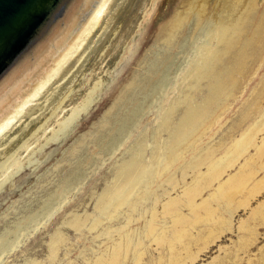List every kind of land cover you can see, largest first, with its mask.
I'll return each instance as SVG.
<instances>
[{"label":"bare ground","instance_id":"obj_1","mask_svg":"<svg viewBox=\"0 0 264 264\" xmlns=\"http://www.w3.org/2000/svg\"><path fill=\"white\" fill-rule=\"evenodd\" d=\"M154 1L56 0L53 5H46L44 16L37 22H42L40 33L38 29L33 36L26 34L6 48L1 57L0 72L16 58H21L7 74L0 77V177L5 173L12 175L17 167L12 168L14 164L19 163L25 152L34 148L33 144L38 139L42 145L50 142L88 107L97 95L100 82L110 75L121 52L137 35ZM56 10L59 13L55 15ZM173 14L157 33L156 40L162 38V41L156 42L153 54L141 61L146 63L143 71L131 75V81L121 88L119 99L104 115L109 117L119 107V127L126 125L122 133L128 132L126 128L132 129L133 121H139L152 101L162 99L160 90L167 84L178 92L177 97L168 100L167 110L157 113L154 128L150 132L140 131L131 145L124 149L113 164L110 180L95 198L93 210L109 211L107 216L111 220L121 206L126 207L124 223L106 230L112 242L109 256L99 258L96 264L107 263L113 255H117L122 239L139 244L141 238L149 234L148 227L159 226V234L170 236L163 238L168 241L170 249L175 241L188 237L192 239L191 229L179 224L184 217L180 212L183 206L193 209L207 205L211 214L216 211L213 204L227 210L232 205L234 194L251 192L263 179L261 175L246 189V184L264 166V110L258 121L223 147V154L217 155L220 146L200 145L198 141L219 120L228 106V98L239 86L237 73L241 72L243 60L236 61L224 71L219 70L218 64L224 61L230 52L228 49L233 48L240 38L245 18L238 19L232 27L221 22L214 31L205 28L199 33L196 31L199 26L193 22L190 26L194 33L189 38V35L177 31L183 18L177 16L178 11ZM196 21L201 23L200 19L196 18ZM182 25L186 26V23ZM38 36L40 38L35 42ZM211 37H215L218 44L213 51L209 43ZM180 43L181 50H172ZM248 44L246 41L245 45ZM259 50L262 51V47ZM237 55L241 57L243 52L239 50ZM180 57L185 59L179 67ZM170 70L176 75L182 71L174 85L170 84ZM203 89L205 91L198 100L197 93ZM176 113L180 114L178 119H175ZM251 146H254L256 155L247 156L235 172L228 173L221 180L222 175ZM76 148L71 147L70 151ZM256 158L260 161L257 168ZM188 177L189 181L186 180ZM213 183L216 184L213 191L197 203L196 197L201 195L203 188L206 185L210 188ZM230 189L237 192H230ZM53 207L48 205L44 208L41 218L52 214L57 208ZM142 210L149 211V217L144 218L147 229L142 234L136 232L138 236L133 239L124 226L131 223L134 213ZM88 214H69V221L65 223L74 229L84 227L87 222L96 226L100 218L91 216L87 219ZM168 217L177 227L170 232ZM64 240L59 230L51 234L49 256H53L57 245ZM17 242L20 241L7 240L0 252L6 247L12 248Z\"/></svg>","mask_w":264,"mask_h":264},{"label":"rangeland","instance_id":"obj_2","mask_svg":"<svg viewBox=\"0 0 264 264\" xmlns=\"http://www.w3.org/2000/svg\"><path fill=\"white\" fill-rule=\"evenodd\" d=\"M175 11H178V17L183 18L177 31L189 35V38L194 33L190 26L193 22L199 26V30L196 29L199 33L205 28L214 31L221 22L232 27L238 19L246 20L240 38L233 48L228 49L230 52L224 61L218 64L219 70L224 71L236 61L243 60L241 72L237 73L239 86L228 98V106L219 120L199 138V144L220 146L217 155L223 154L224 146L235 141L246 127L258 121L264 110V0H155L137 35L121 52L114 69L108 70L110 75L100 82L97 95L88 107L72 120L60 136L43 145L38 139L33 144L34 148L25 152L19 163L14 164L12 168L18 167L15 172L10 175L7 171L8 174L0 177V248L6 245L7 240L20 241L0 252V264H96L99 258L109 256L112 242L106 230L124 223L126 207L121 206L111 220L107 216L109 211L93 210L95 198L110 180L113 164L124 149L131 145L140 131L150 132L154 128L157 113L165 112L168 100L177 97L178 92L168 84L161 89L162 99L150 101L139 121H133V130L127 127L128 132H123L127 135L122 133L126 125L119 127V107L109 117L104 115L119 99L120 90L131 81V75L143 71L146 63L141 61L153 54L156 42L162 41V38L156 40L157 33L171 20ZM183 22L186 26L182 25ZM181 27L185 28L182 30ZM246 41L248 45H245ZM209 43L212 51L218 46L215 37H211ZM181 44L172 50H181ZM239 50L243 52L241 57L237 55ZM185 57H180L179 67ZM171 70L168 76L170 80L172 78L170 84L174 85L182 71L176 75ZM204 91L197 93L198 100ZM179 115L176 113L175 119ZM55 126L58 128L59 124ZM75 146L76 150L70 151ZM255 155V148L251 146L222 175L221 180L228 173L235 172L247 156ZM32 157H36L37 161ZM259 162L256 158L255 168ZM261 175L263 179L251 192L233 195L232 205L227 210L213 204L216 211L211 214L207 205L193 209L183 206L180 212L184 217L179 224L191 229L192 239L188 237L175 241L170 249L168 241L163 240L170 236L159 234V226L148 227L149 234L142 237L139 244L122 239L117 255L104 264H264V166L246 184V189ZM206 186L196 197L197 203L207 197L216 184L213 183L210 188ZM229 191L237 192L233 189ZM48 205L57 208L49 216L41 218L43 209ZM85 213H90L87 219L99 217L100 222L94 227L87 222L80 229L66 225L70 218L67 215L84 216ZM145 217H149V211H138L131 223L124 226L133 239L138 236L136 232L142 234L146 231ZM167 225L168 232L177 228L172 224L171 217L167 218ZM55 230L61 231L65 240L57 245L53 256H49V240ZM15 235L18 236L14 239Z\"/></svg>","mask_w":264,"mask_h":264},{"label":"water","instance_id":"obj_3","mask_svg":"<svg viewBox=\"0 0 264 264\" xmlns=\"http://www.w3.org/2000/svg\"><path fill=\"white\" fill-rule=\"evenodd\" d=\"M50 0H0V61L6 48L12 46L24 35L33 36L41 32L42 22H37L44 16L46 5ZM53 0L49 6L53 5ZM59 11H55V15ZM40 36L35 40L37 42ZM34 43V41H33ZM21 57L7 64L0 72V77L7 74Z\"/></svg>","mask_w":264,"mask_h":264}]
</instances>
